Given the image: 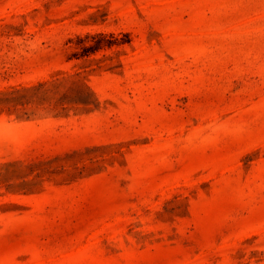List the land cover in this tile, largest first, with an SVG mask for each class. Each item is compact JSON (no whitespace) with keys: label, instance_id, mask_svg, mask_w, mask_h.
I'll list each match as a JSON object with an SVG mask.
<instances>
[{"label":"rangeland","instance_id":"374dc122","mask_svg":"<svg viewBox=\"0 0 264 264\" xmlns=\"http://www.w3.org/2000/svg\"><path fill=\"white\" fill-rule=\"evenodd\" d=\"M0 264H264V0H0Z\"/></svg>","mask_w":264,"mask_h":264}]
</instances>
